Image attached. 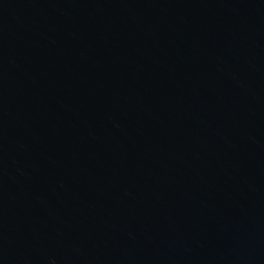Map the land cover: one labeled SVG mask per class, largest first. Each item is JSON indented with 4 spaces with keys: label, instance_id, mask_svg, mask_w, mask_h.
I'll list each match as a JSON object with an SVG mask.
<instances>
[{
    "label": "water",
    "instance_id": "water-1",
    "mask_svg": "<svg viewBox=\"0 0 264 264\" xmlns=\"http://www.w3.org/2000/svg\"><path fill=\"white\" fill-rule=\"evenodd\" d=\"M0 264H264V0H0Z\"/></svg>",
    "mask_w": 264,
    "mask_h": 264
}]
</instances>
